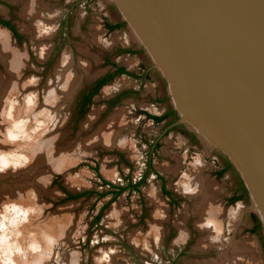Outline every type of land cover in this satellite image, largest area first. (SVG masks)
I'll return each mask as SVG.
<instances>
[{
  "label": "rangeland",
  "instance_id": "374dc122",
  "mask_svg": "<svg viewBox=\"0 0 264 264\" xmlns=\"http://www.w3.org/2000/svg\"><path fill=\"white\" fill-rule=\"evenodd\" d=\"M0 18L21 35L0 24L18 55L10 73L0 59V90L6 86L0 160L9 162L0 172V264H264V234L254 228L248 196L227 202L238 182L235 170L216 175L223 165L217 150L191 140L185 126L160 137L162 125L139 113L164 106L149 100L153 84L167 106L170 99L126 24L106 31V20L121 21L111 3L0 0ZM67 60L75 76L64 90L55 71ZM113 64L144 65L151 78L133 96L106 107L117 92L138 86L127 76L114 77L78 115L81 93ZM109 125L103 136L114 134L125 147L96 140ZM142 177L137 189L113 197L118 187ZM193 180L201 184L196 194L184 187ZM162 184L177 196L175 203ZM206 201L217 224L213 231L198 224ZM217 232L219 240L210 239Z\"/></svg>",
  "mask_w": 264,
  "mask_h": 264
},
{
  "label": "water",
  "instance_id": "95a60500",
  "mask_svg": "<svg viewBox=\"0 0 264 264\" xmlns=\"http://www.w3.org/2000/svg\"><path fill=\"white\" fill-rule=\"evenodd\" d=\"M106 1L164 80L176 123L235 170L264 234V0Z\"/></svg>",
  "mask_w": 264,
  "mask_h": 264
},
{
  "label": "flooded vegetation",
  "instance_id": "af4514ba",
  "mask_svg": "<svg viewBox=\"0 0 264 264\" xmlns=\"http://www.w3.org/2000/svg\"><path fill=\"white\" fill-rule=\"evenodd\" d=\"M120 22H122V21L106 20L104 22V27L106 28L107 32H111V31H113L114 29H116L117 27L120 26V25L116 26ZM112 25H115V26L111 27ZM4 27H6V26H4ZM119 50L127 52V53H129L131 51V49H129V48H120ZM118 67H123L124 70L126 71V73L116 74V75L113 76V78L116 77V76L124 75V76H127L129 78H132L135 82L138 83L137 84L138 86L136 88H125V89L117 92L109 100L106 101V107L112 106V104H114V102L118 101L119 98H121L122 96L123 97L130 96V95L133 96L135 93H137L140 90H142L143 86H144V82H146V80L148 81L151 78V72L152 71L147 70L144 65L143 66L142 65L141 66H137V70H136L134 68L127 69L125 66L120 65V64H113L112 68H111V70L109 72H107L106 74H103L102 76H100L97 79H95L93 81V83H91V85L88 87V89L85 90L83 93H81V96L79 97V100L77 102L78 115H80L79 112L81 110H85V108L89 105V104L85 103V98L95 88L96 81L101 79V78H103V77H105V76H107L108 74L115 73ZM153 87H154V96H151L149 98V100H151L152 102H155V103H158L159 101H161L163 103V105H164L162 107V110L160 112H158V113L151 114L148 111L140 109L139 113L144 114V116L146 118L150 119L153 124H161L162 125L160 137H162L163 135H165L167 132H169L171 130H175L176 129V130H179L181 132L184 131L185 130L184 126L182 124H180V123H176V120H177L176 111L172 108V106H167L165 104V94L164 93L161 94V92L159 90H157L158 87H156V84H153ZM153 87H152V89H153ZM93 97L91 99H93ZM155 99H157L158 101H156ZM189 136H190L189 138L191 140H196V137H195V135L193 133L189 132ZM158 143H159V138H156L155 141L152 144L153 150H156V148L159 147ZM220 156L223 159V165L220 168L216 169V175H218L222 171L223 172L224 171H229L230 168H231V166H229L227 164L228 163L227 160L222 155H220ZM132 190H135V189H132ZM161 190H162V192L167 190L169 193H164V195H166L168 197L169 201L172 204L175 203V200H176L177 196H175L173 193H171L163 184L161 185ZM246 195H247L246 190H245L243 184L241 183V181H240V179L238 177V182L236 183L235 190L232 193V195L228 198L227 202L229 200H231V201L235 200L236 201L237 199L238 200L244 199L246 197ZM252 218L255 220V224H254L255 230H261V226H260V223H259L257 217L254 214H252Z\"/></svg>",
  "mask_w": 264,
  "mask_h": 264
},
{
  "label": "bare ground",
  "instance_id": "6f19581e",
  "mask_svg": "<svg viewBox=\"0 0 264 264\" xmlns=\"http://www.w3.org/2000/svg\"><path fill=\"white\" fill-rule=\"evenodd\" d=\"M17 56H18L17 53L12 51V49L10 48V46L8 44V41L6 40L4 34L2 32H0V59H1L2 63L5 65V69L8 71V73H10V71L14 70L13 68L16 67L17 62L15 60H17V58H18ZM67 63H69L68 60H67V62H64L61 65V67L58 68L57 72L55 71V73L58 75L59 79L61 80L59 86L62 87V88L64 86V90H68L69 89V87L71 86V82H70L69 79H70V77L73 78L75 76L74 72L72 70H70V69L68 70L69 64H67ZM69 71H72L73 73L69 72ZM67 81L69 82V84H68ZM67 84H68V88L65 89ZM5 89H6V86H5V88H3V90H0V112H1V108H3V110L6 108V104L5 105L3 104V102L6 100V98H4V96H3L4 93H5ZM51 89H53L52 86H51ZM51 89H50V91H51ZM50 91H48V92L50 93ZM10 109H9L8 112L12 113V110H10ZM111 126H113V125H111ZM111 126L109 125V128H104L103 130L100 128L102 131H99V132H97L94 135L96 140L104 138L105 141H106L105 143L108 144V145H112V144L124 145V147H125L128 144L126 142V140H122V139L118 140V137L116 135H114V134L113 135L110 134V136H107V137L103 136L104 133L109 131ZM198 182L199 181H197V180H193L192 182L190 181L189 183L185 184L184 187L189 193L196 194L199 191V189L201 188L200 187L201 184H199L200 182L199 183ZM206 203H207L206 207L208 209L204 208V210L202 211V218H201L200 221H198V224H199L200 228H204V229H207V230L211 229L210 231H213V230L216 229V225L217 224L211 218L212 213H211V209H209V205H208L210 202L206 201Z\"/></svg>",
  "mask_w": 264,
  "mask_h": 264
},
{
  "label": "trees",
  "instance_id": "16d2710c",
  "mask_svg": "<svg viewBox=\"0 0 264 264\" xmlns=\"http://www.w3.org/2000/svg\"><path fill=\"white\" fill-rule=\"evenodd\" d=\"M0 24L3 25V26H6L8 29L11 30L12 34L14 35V37H17L18 39L21 38V35L18 33V31L16 30V28L13 26V24L9 21V20H4V19H1L0 18ZM123 24V22H120L119 24H117L116 26L118 25H121ZM115 25H112L111 27H114ZM119 73H126V71L124 70L123 67H118L116 72L115 73H112V74H108L107 76L99 79L96 81V85H95V88L93 89V91H91L85 98V103L87 104H90L92 102V97L98 92V90L100 89V87L102 85H104L106 82L110 81L114 75L116 74H119ZM113 105V104H112ZM84 110H81L79 113L80 115L83 113ZM229 166H231L229 164V162L227 163ZM148 172V170H147ZM146 172V173H147ZM241 181V180H240ZM143 182V177L140 179V181L138 182H135V183H131V182H128V184L126 186H122V187H118L117 188V191L114 193L113 197H115L118 193H120L122 190L124 189H137L138 186ZM102 183L105 185V184H108V185H111L113 186L111 183L107 182L106 180H103ZM242 183V182H241ZM164 193H169L167 190L166 191H163ZM84 194L85 193H89V192H83ZM83 193H78V194H70L68 193V197H71V198H76V197H79L80 195H82ZM104 207V205H103ZM102 207V209H103ZM102 209L98 212V214L95 216V222H97L100 217H101V213H102Z\"/></svg>",
  "mask_w": 264,
  "mask_h": 264
},
{
  "label": "clouds",
  "instance_id": "9594fccd",
  "mask_svg": "<svg viewBox=\"0 0 264 264\" xmlns=\"http://www.w3.org/2000/svg\"><path fill=\"white\" fill-rule=\"evenodd\" d=\"M9 167V162L7 160H0V172L4 171L6 168ZM213 241L219 240V232H217L216 236L211 237Z\"/></svg>",
  "mask_w": 264,
  "mask_h": 264
}]
</instances>
